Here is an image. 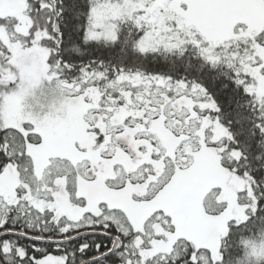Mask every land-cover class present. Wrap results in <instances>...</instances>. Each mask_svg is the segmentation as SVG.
Here are the masks:
<instances>
[{
    "label": "snow or ice",
    "instance_id": "obj_1",
    "mask_svg": "<svg viewBox=\"0 0 264 264\" xmlns=\"http://www.w3.org/2000/svg\"><path fill=\"white\" fill-rule=\"evenodd\" d=\"M0 264H264V0H0Z\"/></svg>",
    "mask_w": 264,
    "mask_h": 264
}]
</instances>
